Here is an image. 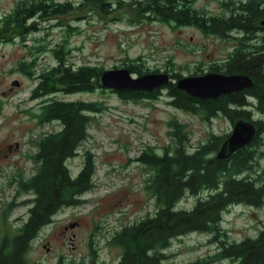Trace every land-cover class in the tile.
I'll use <instances>...</instances> for the list:
<instances>
[{
	"label": "trees",
	"instance_id": "16d2710c",
	"mask_svg": "<svg viewBox=\"0 0 264 264\" xmlns=\"http://www.w3.org/2000/svg\"><path fill=\"white\" fill-rule=\"evenodd\" d=\"M134 1L139 21L154 19L175 25H194L205 34L232 38V48L226 59L221 64H211L209 71L245 73L252 77L253 84L241 92L222 94L215 99L190 96L177 89L172 81L147 92H115L133 101L156 100L164 94L170 105L200 114L205 120L223 115L233 124L236 119L243 118L253 121L257 130L249 144L224 159H217L215 152L227 134L210 133L208 139L189 150L185 132L178 124L171 130L176 139L174 145L164 147L162 152L146 147L137 160L151 169L145 187L152 196L154 210L114 233L113 242L122 247L117 264H163L164 250L171 239L191 232L210 234L217 250L188 264H219L223 260L231 264H264V228L254 236L235 241L226 238L220 225L223 213L232 205H264V166L259 164L264 145V120L251 117L252 108L264 115V31L259 24L264 19V0H220L225 8V13L220 15L195 9L194 0ZM81 3L95 4L106 13L115 11L114 3L107 0H81ZM73 8L70 1L18 0L11 11L0 15V42L16 38L24 41L29 33L38 29L39 20L67 13ZM233 32L239 35H232ZM53 52L56 63L36 76L39 83L32 89L31 97L42 102L39 121H56L60 128L36 140V151L31 156L36 171L18 180L20 190L32 196L22 201L28 205L27 215L15 233L0 237V264H31L25 255L39 230L52 221L60 208L81 204L82 194L94 185L95 166L90 156L74 175L66 160L74 156L79 144L87 139L90 113L100 111L101 107L97 102L64 100L52 94L93 90L103 68L73 66L64 45L54 48ZM129 61L125 66L131 73L141 75L148 71L141 57ZM19 65H24L22 70L26 72L34 62L28 65L19 62ZM28 74L34 72L30 70ZM181 76L178 72L171 74L172 79ZM187 194L196 196L195 203L188 209L176 207Z\"/></svg>",
	"mask_w": 264,
	"mask_h": 264
},
{
	"label": "rangeland",
	"instance_id": "374dc122",
	"mask_svg": "<svg viewBox=\"0 0 264 264\" xmlns=\"http://www.w3.org/2000/svg\"><path fill=\"white\" fill-rule=\"evenodd\" d=\"M17 1L0 0V15L11 11ZM56 1H70L75 8L39 20L38 29L29 33L24 41L16 38L0 42V237L13 235L26 218L28 205L22 201L32 194L21 191L18 180L20 176L28 178L36 171L31 158L36 151V140L60 128L56 121H39L42 102L31 97L32 89L39 83L36 76L56 63L54 48L64 45L69 50L68 60L75 67L121 68L126 67L129 60L141 57L148 70L146 73L178 72L188 76L208 72L213 63L221 64L233 44L232 38L205 34L194 25H175L154 19L139 21L133 7L134 0H107L115 6V11L107 13L95 4H80L81 0ZM192 6L211 15L225 13L220 0H194ZM115 17L120 20H114ZM232 35L239 33L233 32ZM19 62L27 65L34 62V65L25 67L28 70L24 72V65L21 67ZM30 70L33 75L28 74ZM13 80L19 84L11 85ZM52 95L64 100L93 101L101 107L100 111L90 113L87 139L79 144L77 153L66 160L74 175L90 156L95 166L93 188L82 194L84 201L81 204L53 215L54 231L63 223L78 219L84 223L79 230L84 237L98 220L105 222L110 235L120 218L126 222L135 221L153 212V199L145 187L151 169L137 157L148 146L162 152L164 147L174 145L176 139L171 130L175 124L184 130L189 150L208 139L210 133L229 135L233 126L223 115L205 120L200 114L176 108L168 103L164 94L156 100L133 101L121 98L110 89L95 86L91 91L71 94L57 91ZM251 110L252 119L264 120V115L253 108ZM262 139L264 141V132ZM14 142L18 147L5 155L4 147ZM261 150L259 164L264 166V145ZM195 200L196 196L187 194L176 207L188 209ZM113 204H116V210L110 211ZM97 207L110 212L100 219L95 215ZM220 225L229 240L254 236L264 228V205H232L223 213ZM50 226L43 227L38 237ZM38 237L32 241L28 252L29 258L38 264H55L57 255L73 256L69 255L74 252L67 244L63 247L61 244L49 253L43 246L45 241H38ZM104 239L100 237L98 240L102 243ZM85 249L86 244L82 250ZM216 250L217 244L210 234L191 232L171 239L164 250L163 264H188ZM118 255L117 250L114 261ZM104 256L106 251L101 249L99 257ZM64 261L68 262L67 259ZM218 263L231 264L229 260Z\"/></svg>",
	"mask_w": 264,
	"mask_h": 264
},
{
	"label": "water",
	"instance_id": "95a60500",
	"mask_svg": "<svg viewBox=\"0 0 264 264\" xmlns=\"http://www.w3.org/2000/svg\"><path fill=\"white\" fill-rule=\"evenodd\" d=\"M264 26V19L259 21ZM175 82L177 89L199 99H215L222 94L237 93L253 84L252 77L245 73H222L209 71L201 75L181 76L176 80L167 72H149L133 76L128 67L105 69L96 77V85L102 89L115 91L147 92L154 88ZM13 80L11 85H18ZM257 127L251 120L243 118L233 122L232 130L215 152L217 159L228 158L235 151L249 144Z\"/></svg>",
	"mask_w": 264,
	"mask_h": 264
},
{
	"label": "flooded vegetation",
	"instance_id": "af4514ba",
	"mask_svg": "<svg viewBox=\"0 0 264 264\" xmlns=\"http://www.w3.org/2000/svg\"><path fill=\"white\" fill-rule=\"evenodd\" d=\"M263 7H264V3H263ZM261 27H263L262 31H264V26H261ZM217 72H222V71L218 70ZM17 147H18L17 142H14V144L12 145L11 144L6 145L4 147L6 151L5 155L7 154V152ZM115 206L116 204H113V206H111L110 208V211L116 210V208H114ZM110 211L97 207L95 215H98V218L100 219H104ZM125 220L126 219L122 221L120 218L119 224L117 225V227L114 229V231L110 235L107 234L108 231H107L105 222H101V220H98L97 223L91 225V228L87 232L86 237L81 236L79 233V230L81 229V227H83V224H84L82 221L78 219L69 220L68 222L63 223L62 226L58 228V230L54 231L55 229L53 228V224L55 223V220H52L51 222L46 224L44 227L50 226V225L52 226H50V228H46V231L44 232V234H42V236L38 237V234H37L34 239L38 237V241L40 242L45 241L43 246L46 247V250L49 253H52L53 252L52 250H54L55 248H59L61 244H62V247L65 246V244H67L70 250L74 252V253L69 254L70 256L73 255L70 258H66L65 255H57L55 264H64V263L65 264H91L93 263V261H95L96 264H117L119 261L121 252H122V247L113 242L112 239H113L114 233L118 230H121L125 225H130L134 222L139 221V219L135 221H128V222H126ZM100 237L105 238L102 243L98 240ZM84 244H86V249L83 251L82 248ZM101 249H104L106 251V257L105 256L103 258L99 257ZM117 250L119 251L118 259L114 261L115 259L113 258V255H114V252ZM28 252H26V255H25L26 260L29 261L31 264H38L35 259L29 258ZM64 259H67L68 262H65Z\"/></svg>",
	"mask_w": 264,
	"mask_h": 264
}]
</instances>
